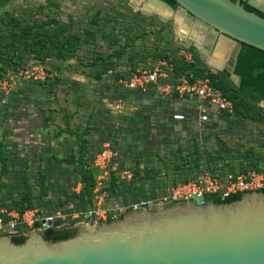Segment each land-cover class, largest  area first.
I'll list each match as a JSON object with an SVG mask.
<instances>
[{"label":"rangeland","instance_id":"374dc122","mask_svg":"<svg viewBox=\"0 0 264 264\" xmlns=\"http://www.w3.org/2000/svg\"><path fill=\"white\" fill-rule=\"evenodd\" d=\"M6 13L33 30L49 28L48 20L68 23L79 45L71 59L49 57L41 62L28 54L16 68L0 69V82L8 83L4 87L0 83V154L9 156L6 166L10 170L0 175V210L19 212L12 197L19 205L28 189L31 207L25 210L46 214L60 207L57 196L63 188L78 191L75 163L63 158L77 152L79 137L86 140L88 153L97 152L109 137L119 166L132 174L141 173L134 185L146 192L156 185L158 196L173 185L179 163L183 170L187 166L203 170L208 166V155L215 156L224 146L231 150L223 155L248 160L243 154H253L260 158L259 166H264V122L218 117L215 127L207 130L195 117L188 119L189 124L174 122L169 120L172 111L165 112L159 104L153 107V101L150 104L141 95L127 94L115 81L112 73L127 71L129 57L139 61L158 52L178 56L180 41L174 38L172 19L162 21L144 15L131 0H0V25L8 20ZM98 55L111 56L115 64L111 73H103L100 79L95 77L102 66V61L97 64ZM37 64L48 72L43 84V80L24 78V71ZM208 70L214 73L212 68ZM225 82L222 79V85ZM120 99L131 109L113 113L110 106ZM198 139L202 143L198 144ZM195 143L199 147L197 158ZM42 170H49V176L46 192L39 194L37 177ZM253 171L264 174L255 170L246 174ZM200 172L196 177L208 171ZM18 174L26 177L28 188L16 179ZM129 181L119 179L116 185L121 187ZM106 194L107 206L120 203ZM73 222L60 226H75L82 219Z\"/></svg>","mask_w":264,"mask_h":264},{"label":"water","instance_id":"95a60500","mask_svg":"<svg viewBox=\"0 0 264 264\" xmlns=\"http://www.w3.org/2000/svg\"><path fill=\"white\" fill-rule=\"evenodd\" d=\"M174 1L176 7L164 0H131L144 15L172 19L180 45L205 53L202 61L238 86L234 68L242 44L264 51V16L238 0ZM248 4L264 14L263 5ZM259 105L264 107V98ZM205 195L143 202L96 224L86 214L73 235L59 240L44 237L52 221L43 220L21 243L0 235V264H264V192L256 187L217 203Z\"/></svg>","mask_w":264,"mask_h":264},{"label":"trees","instance_id":"16d2710c","mask_svg":"<svg viewBox=\"0 0 264 264\" xmlns=\"http://www.w3.org/2000/svg\"><path fill=\"white\" fill-rule=\"evenodd\" d=\"M164 1L171 6L176 7V3L174 0ZM6 16L8 20H2V24L0 25V69H2L1 67L16 68L19 65V62L22 61L23 58L28 54L41 62L49 57H55L60 60L71 59L73 57L74 50L78 48L79 38L76 33L69 31L68 23H64L58 20H48L45 23L50 24L49 28H43L42 30H33L31 27L20 25L19 21L13 17H10L8 13H6ZM189 50L192 51L194 56L195 63L193 64L184 63L178 56L171 55L173 54V52L170 51V54L168 52H158L152 55V57L165 58L172 61L175 64V72L177 74L184 73L186 71H192L198 76L206 75L211 77L213 83L217 87H219L224 92V94L233 101L234 104L233 114L221 113L218 116L219 118L227 120L238 116L240 118L251 120L253 122H264V109L259 105V102L264 98L263 50L251 45L242 44L234 68V72L241 77V81L238 86L219 71H215L214 73L209 72V67L205 65L204 62L200 59L196 49L194 47H190ZM110 57L111 56L104 57L99 55L96 57L97 64L102 61L101 68L98 69L97 73L95 74L96 78L100 79L103 73H111L110 70L113 69V66L115 64L111 62ZM146 59L143 58L142 60L136 61L137 59L129 57V69L133 68L139 62L145 61ZM104 61H106V63ZM129 69L124 72H113L112 75L115 78V81L118 83V79L127 77L130 71ZM222 79H225L226 81L224 85H222L221 83ZM45 80L42 81V84ZM118 85L122 89H124L121 84L118 83ZM126 92H128L127 94H136V92L132 90H126ZM172 113L173 111L169 113V120L178 122L171 118ZM184 113L186 114L187 118L182 122L189 124V120L193 118V114L187 112ZM217 118L204 122L203 124L206 125H204V129L207 130L211 126L215 127ZM104 139L105 140H103L97 152L102 149L104 142H108L113 148L111 141H109L110 138L105 137ZM201 141L202 140L199 139L196 140L198 144L202 143ZM85 143L86 140L79 137L77 152L70 156L66 155L63 158L64 161L75 163L76 174L79 178L80 183V188L76 192H67V190L63 188V185H59V188H63V192L57 196V202L60 207H63L62 210L65 213L78 212L82 214L90 210V208L94 204L93 189L95 187L96 176L98 175L99 171L93 165V159L97 152H86L87 147ZM197 143H195L194 158H197L199 155V147ZM221 144L222 146H224L223 142H221ZM230 150L231 149H228V147L224 146V150L218 151L215 156L209 154V160L207 161L208 166L205 165L203 167V170H193L194 168L191 169V166H187V169L183 170L184 165L179 163L177 168L174 170L177 174L175 175L172 184L175 185L180 182H186L189 179L196 177L200 171H208L211 172V174L218 175H223L227 171L234 173H246L247 171L255 170L257 172L264 173V166L260 167L258 164L261 161L260 158H255L253 154L249 155V153L243 154V156L248 158V160H238L232 155H223L224 153H229ZM8 158L9 156L0 154V175H3V173L5 175L10 171L6 166ZM119 168L121 169V166H119ZM138 173L139 172L135 171V173L133 174L134 179L132 176L133 181L131 180L132 182L129 181L127 182L128 184H123L121 187L116 185V183L119 181V177L113 172L110 174L109 178L104 181L103 189L105 193H108L110 196L118 199L120 201V204L124 206L126 212L130 211L133 208L134 204H140L142 201L149 200L156 202L158 199L156 185L151 186L148 192H146L143 188H138L134 185L135 177L138 175ZM139 175H141V173H139ZM48 176L49 170H42V172L38 173L37 179L38 182L41 183L39 194H42V192H46L45 188H47L46 181ZM16 179L19 180L20 183L24 184V188H28L26 186V177L23 174H18L16 176ZM161 179L162 177L159 178V180ZM163 185L164 184H162L161 186ZM27 190L28 189L24 190L23 197L21 196V203L19 205L16 202V198L12 197V195L10 196L12 197V201L14 202L15 206H18L16 209L20 213L23 212L26 208L31 207L30 192ZM259 190H262L264 192V188H259ZM244 192L246 191L234 192L223 198L218 194H206L204 198L215 203L228 202L238 199ZM69 205H71L70 208ZM60 207H56L54 210H51L49 212L52 213L55 210H60ZM60 224L61 222L57 221L50 227H48L44 231V237L47 239L59 240L65 239L75 233V227H58ZM39 225L40 224H36L35 227ZM13 240L16 243H21L23 241V235H13Z\"/></svg>","mask_w":264,"mask_h":264},{"label":"built area","instance_id":"2783aa9c","mask_svg":"<svg viewBox=\"0 0 264 264\" xmlns=\"http://www.w3.org/2000/svg\"><path fill=\"white\" fill-rule=\"evenodd\" d=\"M177 55L184 63H195L192 51L185 46H179ZM129 70L127 77L117 80L124 89L143 93L151 88L155 90L157 97L160 99L173 96L188 98L193 102V112H191L193 118L195 117L201 123L214 120L221 113H234L233 101L213 83L211 77L206 75L198 76L192 71L177 74L175 72V64L170 60L148 57L145 61L137 63ZM47 76L46 67L39 64L30 71H24V78L27 79L44 80ZM0 83L3 84V87L8 84L7 81H1ZM110 107L113 113H125L130 110L129 103L121 99L113 101ZM171 118L182 122L187 116L183 112H173ZM93 165L98 169L99 173L96 176V183L93 189L94 204L90 210L82 214L78 212L65 213L61 210L53 211L50 214L38 213L37 209L24 210L21 213L14 210H0V235H23L32 230L36 224L41 225L43 220L48 219L52 221V224L57 221H60L61 224L73 223L75 219L79 218L82 219V222H85L86 214H89V224H96L121 215L124 211V206L118 201H114L112 206L106 205V193L103 185L112 172L119 179L129 181L133 175L132 171L119 168L117 152L108 142H104L102 149L95 154ZM256 187L264 188V174H258L254 171L249 174L227 171L223 175L205 172L198 177L167 188L158 196L156 202L185 201L205 194L224 195L252 190ZM149 201L152 204L154 203V201ZM143 202L147 201H142L141 203ZM139 205L134 204L133 207ZM70 207L71 205H69ZM66 219L69 221H66Z\"/></svg>","mask_w":264,"mask_h":264},{"label":"crops","instance_id":"0c3cea01","mask_svg":"<svg viewBox=\"0 0 264 264\" xmlns=\"http://www.w3.org/2000/svg\"><path fill=\"white\" fill-rule=\"evenodd\" d=\"M214 58V57H213ZM213 58L211 61H213ZM201 60H203V58H200ZM137 94V92H136ZM137 95H141L145 98H147L148 100H150V104H151V100L153 101V107H155L156 105L159 104V106H163L164 107V111L165 112H169V111H173V112H187V113H191L193 112V102H191L188 98H181V97H177V96H173V97H167V98H163L160 99L157 97L155 90L153 89H149L146 92H141L138 93ZM152 98V99H151ZM157 101V102H155ZM148 102V101H146Z\"/></svg>","mask_w":264,"mask_h":264},{"label":"flooded vegetation","instance_id":"af4514ba","mask_svg":"<svg viewBox=\"0 0 264 264\" xmlns=\"http://www.w3.org/2000/svg\"><path fill=\"white\" fill-rule=\"evenodd\" d=\"M234 1H237V0H234ZM246 9H248L249 11H253L261 16H264V14L259 11L258 9L252 7L250 4H248V0H238ZM253 1V0H252ZM255 3H257L258 5H263L264 6V0H254ZM203 47L205 49H211V44L209 43H203ZM199 55V54H198ZM205 56V53H203L202 55H199V57L201 58H204ZM58 227H67V228H70V227H74V226H58Z\"/></svg>","mask_w":264,"mask_h":264},{"label":"bare ground","instance_id":"6f19581e","mask_svg":"<svg viewBox=\"0 0 264 264\" xmlns=\"http://www.w3.org/2000/svg\"><path fill=\"white\" fill-rule=\"evenodd\" d=\"M213 64H217L218 60L216 58H213V61H211Z\"/></svg>","mask_w":264,"mask_h":264}]
</instances>
